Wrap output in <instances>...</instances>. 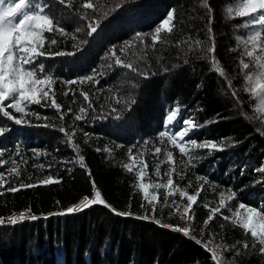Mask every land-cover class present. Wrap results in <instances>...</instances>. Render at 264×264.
I'll return each mask as SVG.
<instances>
[{
    "label": "trees",
    "instance_id": "trees-1",
    "mask_svg": "<svg viewBox=\"0 0 264 264\" xmlns=\"http://www.w3.org/2000/svg\"><path fill=\"white\" fill-rule=\"evenodd\" d=\"M49 2L67 35L45 33L58 43L49 48L46 40L49 52L38 63L42 62L54 74L55 99L66 114L60 120L59 113L50 105L31 104L25 117L30 124L16 125L0 113V125L10 129L0 136V173L6 174L0 215L28 207L40 216L63 210L84 195H92V180L102 197L117 210L144 215L141 204L146 202L137 187L140 181L135 171L129 173L123 167L132 162L128 155L132 148L138 161L147 164L143 182L149 184L150 195H157V210L152 213L149 209V214L173 227H189L190 236L153 221L122 218L94 205L78 214L50 216L18 224L14 229H0V264H215L205 243L218 249L226 264H264L258 241L239 226L235 217V212L245 211L239 208L240 203L264 212V114L258 96L248 91L245 78L246 72L258 70H243L241 66V60L252 63L251 58L243 55L244 41L257 26H246L250 17L235 15L239 0H207L212 9L210 16L204 7L205 0H129L115 11L110 10L118 0H93L98 6L95 11L82 9L83 0H73L71 7L54 0ZM172 9L173 31L162 32L161 39L153 45L151 35L155 26ZM85 12L100 24L92 37L86 35L88 21L80 19ZM210 17L212 41L207 34ZM137 32L142 34L143 43L134 39ZM197 40L201 43L196 44ZM126 42L132 43L120 53L118 50ZM209 47H214V52L209 53ZM113 50H117L124 63L148 71L150 79L115 65L114 57L106 59ZM57 51L74 54L57 56ZM213 58L224 70V76L215 71ZM109 63L113 65L111 69L107 67ZM93 69L106 73L97 77L98 83H64L90 75ZM81 90L88 92L95 111L90 109L85 120L75 121L79 107L87 106L79 94ZM66 91L68 95H64ZM130 97L136 100L130 109L116 103L117 99L127 101ZM175 106L181 111L174 131L181 128L183 117L201 125L190 133L186 143L191 139L210 140L218 145L222 142L224 150L209 154L208 149H193L189 144L191 155H182L167 137L159 139L166 114ZM69 107L72 112H68ZM112 108L117 113H112ZM7 111L16 118L21 115L11 108ZM117 114L119 119L115 118ZM104 115L107 119H95ZM60 127L74 133L73 143L79 145L80 154L85 156L86 168L77 163L78 156L65 142ZM155 147L161 148L159 154H155ZM104 148L110 151L105 152ZM168 151L173 152L175 187L188 194L200 191L186 219H181L186 197L181 198L176 191L165 204L164 196L169 190L152 187L167 181L164 173L170 167ZM13 167L20 173L18 178L8 172ZM157 167L160 177L155 176ZM140 168L137 162L135 169ZM47 174L61 182L16 193L6 191L20 181L35 183ZM232 192L236 195L227 199ZM221 193L227 207L205 224L211 208L219 205ZM245 242L247 249L243 247Z\"/></svg>",
    "mask_w": 264,
    "mask_h": 264
},
{
    "label": "snow or ice",
    "instance_id": "snow-or-ice-1",
    "mask_svg": "<svg viewBox=\"0 0 264 264\" xmlns=\"http://www.w3.org/2000/svg\"><path fill=\"white\" fill-rule=\"evenodd\" d=\"M58 2L59 5H64L66 7H71L73 0H54ZM129 0H118L114 8L110 11H115L121 7ZM82 9L84 10H96L98 7L93 3V0H83L81 4ZM204 7L207 8L209 16L212 12V9L208 6L207 0H205ZM231 12V10H230ZM175 9L169 10L166 12L165 17L160 21L154 28L153 34L151 35V40L153 45L161 39V33L167 32L171 33L175 24ZM109 12H105L104 16L107 17ZM237 17H250L247 21L246 26H261L264 28V0H239V7L235 11ZM82 20L87 22V33L88 37H92L93 34L97 33L100 24L94 20L90 19L85 12L84 15L80 17ZM212 20L211 17L208 21L207 34L209 41L213 40V29L211 27ZM83 31V29H79ZM45 33H59L61 36L67 35V32L63 26H61V20L57 18L52 12V5L49 0H0V113H2L4 118L8 120H14L16 125L30 124V121L26 120L25 117L30 111L29 105L36 104L50 105L53 107L57 113H59L60 120L64 119L66 113L61 112L62 105L57 103L55 99V91H53V85L56 83L54 79V74L51 70H46V65L42 62L38 63L39 58L48 54L49 49L45 48L46 40L49 41V48L58 43L56 38L46 36ZM75 39V37H73ZM134 39L143 43V37L140 33H135ZM264 40L261 31H255L252 34L248 35L245 44L244 56L251 58L250 63H246L241 60V66L243 70H248L250 67L256 68L257 73L246 72L245 78L248 82V91L256 96L264 99V43L261 41ZM132 42H126L124 47L120 48L118 51L123 53L125 48H127ZM196 44H200L201 41H195ZM250 46V47H249ZM74 48L80 50L78 46L74 45ZM257 49L259 52H257ZM214 47H209L207 51L209 53L214 52ZM73 52H64L57 51L55 55L64 56V55H73ZM115 58V65L122 66L126 69H130L132 72L137 73L142 76L143 79H150L148 71H142L133 66L132 63H124L117 54V50H113L109 57L106 59ZM213 65L215 71L219 73L220 76H224V70L219 67L213 58ZM107 67L111 69L113 65L111 63L107 64ZM106 73L103 70L99 72L96 69H93L92 74L84 76L77 79H72L65 81L67 85H75L77 83L84 84L85 82H95L98 83V76H104ZM154 75V73H153ZM136 85H134L135 87ZM231 86V85H230ZM80 96L83 97V101L87 106L79 107L78 114H74L75 121L85 120L88 116L89 110L95 111L93 103L90 99L88 92L81 90ZM64 95H68L66 91ZM75 96V92L72 93ZM235 96L236 93L233 92ZM8 102L5 104V102ZM76 101L73 100V103ZM117 104L123 103L125 107L130 109L133 104L136 103L135 99L131 97L127 101H122L120 99L116 100ZM8 108L14 109L16 113H20V117L16 118L7 111ZM181 111L179 106L169 108L166 118L163 124V129L158 133L159 139L163 140L167 137L168 142L171 145H174L175 148L179 150V153L182 155H191L188 151V145L190 144L193 149H208L209 154H212L215 150H224L222 142L218 145L217 142L210 140H205L204 142H198L196 139H191L187 143L184 142V138L189 136L193 130L198 129L201 125L197 124L194 119L188 118L184 119L182 122L181 130L174 131L173 126L175 121L178 118V113ZM68 112H72L71 107H69ZM112 113H117L116 108L111 109ZM39 119V117H37ZM116 119H119V114L116 115ZM47 119V117H44ZM95 119H107V115L101 117H95ZM45 127L48 125L45 124ZM10 129L7 126L0 125V136L9 132ZM59 131L65 134L66 143L71 145L74 149L76 156H78L77 163L81 168H86L85 156L80 154V147L78 144L73 143L74 133L70 134L65 131L64 127H60ZM87 137L89 134L84 133ZM261 135H264V132H261ZM148 143V141H144ZM96 151H101L100 148H97ZM103 151L109 152L108 148H104ZM161 152L160 147H155V154ZM129 159L131 163L124 164L123 167L127 169L129 173L135 171V176L140 183L137 185L140 192L143 193V201L146 203L141 204V208L144 209V215H137L131 210L119 211L102 197L101 191L96 190L95 181L92 180L93 185V194L91 196L84 195L79 202L64 208L63 210L57 212H51L46 215L40 216L34 214L30 207L25 210H20L18 213L16 211H11L7 216L0 215V229L4 228H15L18 224L24 222H35L40 218L47 219L50 216H65L78 214L84 210L91 208L94 205H101L109 209L114 215L122 218H134L144 221H153L160 227L171 229L176 232L182 233L185 237L190 236L189 227H173L171 224L162 223L160 219H157L155 215L149 214V209L152 213L156 212V202L157 195L153 192L151 195L149 193V184L144 183L146 176L145 169L147 164L138 161V156H134L132 148L128 149ZM195 158V157H193ZM167 160L170 164L169 170L164 173L167 176L166 183H155L152 185L154 189L165 188L168 189L166 195L164 196V203H168V197L175 195L176 191H179L181 198L186 197L187 203L183 206L181 219H186L187 214L192 210L193 205L197 202V197L200 195V191L197 190L195 194H188L186 191L176 188L174 185V180L172 173L176 171L172 167L173 162V152H167ZM141 164L139 170L135 169L136 163ZM3 161H0L2 164ZM39 167L43 168L44 165ZM50 167V166H49ZM9 173L15 174L18 178L20 173L18 170L13 167L8 170ZM91 176V173H88ZM180 178L183 179V174H179ZM155 176L160 177L161 172L159 167L155 170ZM201 181H204V177H199ZM59 178H54L52 174L44 175L42 178L36 180L35 183H25L20 181L14 186L8 187V193H16L21 189H30L38 185H52L60 183ZM6 183V174L0 173V196L4 195L3 186ZM203 187V185H201ZM233 195H236L235 192H232L227 199H231ZM219 205L211 208V214L207 217L205 224L208 221H211L213 217L221 212L222 208L227 207L225 203V198L223 193L220 194ZM59 203V201H57ZM175 204V202H173ZM176 211L180 212V207L175 205ZM207 207V205H205ZM240 209H244V213L235 212L236 222L239 226L245 230L246 233H250L254 241H258L260 248L259 252L264 253V212L257 211L255 207H247L244 203L239 204ZM225 220H228V216L223 217ZM195 239V237H191ZM196 243H201L200 240H196ZM255 246V245H253ZM204 247L211 252V259L215 261V264H226V261L223 260L219 251L216 248H209L208 244L205 243ZM243 247L247 249L249 247L248 243L245 242Z\"/></svg>",
    "mask_w": 264,
    "mask_h": 264
},
{
    "label": "rangeland",
    "instance_id": "rangeland-1",
    "mask_svg": "<svg viewBox=\"0 0 264 264\" xmlns=\"http://www.w3.org/2000/svg\"><path fill=\"white\" fill-rule=\"evenodd\" d=\"M255 31H261L262 36H264V28H261V26H257V28L254 29V30L252 31V33L255 32ZM252 33H251V34H252ZM263 42H264V40H263ZM258 105H259L260 110H261L262 113L264 114V99H262V98L259 97V96H258ZM184 119H188V118H184V117H183V120H184ZM183 120H182V122H183ZM181 126H182V123H181ZM180 130H181V128H180L178 131H180ZM187 137H188V136H187ZM187 137L184 138V142H185V143H186Z\"/></svg>",
    "mask_w": 264,
    "mask_h": 264
},
{
    "label": "built area",
    "instance_id": "built-area-1",
    "mask_svg": "<svg viewBox=\"0 0 264 264\" xmlns=\"http://www.w3.org/2000/svg\"><path fill=\"white\" fill-rule=\"evenodd\" d=\"M96 190H98V189H96ZM93 194V193H92ZM91 196V195H90ZM83 198V197H82ZM79 202V201H78ZM77 203V202H76ZM75 204V203H74ZM73 205V204H72ZM71 206V205H70Z\"/></svg>",
    "mask_w": 264,
    "mask_h": 264
}]
</instances>
